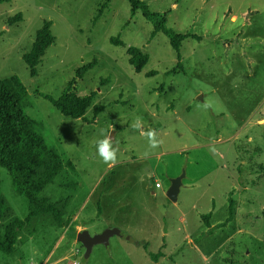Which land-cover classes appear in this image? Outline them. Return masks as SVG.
<instances>
[{
    "label": "rangeland",
    "instance_id": "1",
    "mask_svg": "<svg viewBox=\"0 0 264 264\" xmlns=\"http://www.w3.org/2000/svg\"><path fill=\"white\" fill-rule=\"evenodd\" d=\"M141 1L168 13L165 30L130 0H0V77L26 85V111L65 164L42 194L63 224L28 222L0 264H264V0ZM230 6L260 12L231 23ZM73 79L63 113L50 98ZM112 131L106 164L97 142ZM0 188L25 219L5 169ZM231 198L233 221L210 229L203 216L224 222ZM111 227L123 235L86 258L78 233Z\"/></svg>",
    "mask_w": 264,
    "mask_h": 264
},
{
    "label": "trees",
    "instance_id": "2",
    "mask_svg": "<svg viewBox=\"0 0 264 264\" xmlns=\"http://www.w3.org/2000/svg\"><path fill=\"white\" fill-rule=\"evenodd\" d=\"M130 2L135 6H143L146 16L165 30L168 13L152 12L141 0ZM44 36L53 39L48 31L44 32ZM37 57L33 55L27 59L30 62L33 59L34 64H37ZM70 82L57 100L50 98L52 104L63 113L71 108L77 98L73 86L75 79ZM29 96L28 88L18 76H14L13 79L0 77V174L3 169L8 171L12 187L26 198L29 209L25 219L10 216V206L0 188V251L5 254L14 251L15 245L21 239L20 230L33 219L51 215L59 225L63 224L59 206L42 194L64 171L65 164L57 150L49 146L45 137L38 132L36 120L27 113L26 104ZM211 216V212L203 216L208 227H211ZM233 219L234 199L231 198L226 220L213 228L226 227ZM150 256L158 262L164 255L160 251L157 254L150 253Z\"/></svg>",
    "mask_w": 264,
    "mask_h": 264
},
{
    "label": "water",
    "instance_id": "3",
    "mask_svg": "<svg viewBox=\"0 0 264 264\" xmlns=\"http://www.w3.org/2000/svg\"><path fill=\"white\" fill-rule=\"evenodd\" d=\"M111 139L115 140L114 131L111 133ZM185 174L178 176L172 180V185L167 191V196L173 201L177 202L178 196L183 183ZM114 235H123V232L117 227H111L102 233L91 234L89 230L84 229L77 235V240L85 247V257L89 258L93 250V246L103 243L106 246L110 245V238Z\"/></svg>",
    "mask_w": 264,
    "mask_h": 264
},
{
    "label": "clouds",
    "instance_id": "4",
    "mask_svg": "<svg viewBox=\"0 0 264 264\" xmlns=\"http://www.w3.org/2000/svg\"><path fill=\"white\" fill-rule=\"evenodd\" d=\"M134 128L141 130V135H144L147 137L149 141V146L153 149L157 148L162 144V140H158L156 137L155 130H148L147 132H144L142 130V126L139 123V118L136 123L132 125ZM97 151L99 156L101 157L102 161L104 163H112L115 162L117 159V149L113 148L112 140L111 138H104L102 140H99L97 142Z\"/></svg>",
    "mask_w": 264,
    "mask_h": 264
},
{
    "label": "crops",
    "instance_id": "5",
    "mask_svg": "<svg viewBox=\"0 0 264 264\" xmlns=\"http://www.w3.org/2000/svg\"><path fill=\"white\" fill-rule=\"evenodd\" d=\"M243 9H245V8L242 7V6L238 7L237 9H234L232 6H230L228 8V10H227L226 17L230 19L231 23H238L240 19H242L243 22H245V20L247 21L249 16L252 13L254 14V13H259L260 12V10L256 9V8L248 9V10L247 9L243 10ZM211 213H212V216H213V212H211ZM212 216H211V218H212ZM210 223H211V221H210ZM216 225L217 224L211 223V227H209V228L211 229V228L215 227Z\"/></svg>",
    "mask_w": 264,
    "mask_h": 264
},
{
    "label": "built area",
    "instance_id": "6",
    "mask_svg": "<svg viewBox=\"0 0 264 264\" xmlns=\"http://www.w3.org/2000/svg\"><path fill=\"white\" fill-rule=\"evenodd\" d=\"M156 186H158V187H159V186H160V183H159V182H157V183H156Z\"/></svg>",
    "mask_w": 264,
    "mask_h": 264
}]
</instances>
